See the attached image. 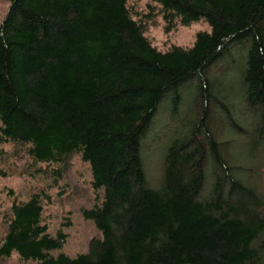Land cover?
Instances as JSON below:
<instances>
[{
  "label": "trees",
  "instance_id": "16d2710c",
  "mask_svg": "<svg viewBox=\"0 0 264 264\" xmlns=\"http://www.w3.org/2000/svg\"><path fill=\"white\" fill-rule=\"evenodd\" d=\"M149 1L169 26L205 19L210 31L198 32L190 47L162 51L128 0H11L0 23V145H22L32 161L48 165L80 153L96 194L84 216L100 236L76 256L54 254L66 234L49 232L45 195L35 192L12 202L0 260L264 264V193L235 176L240 161L227 152L233 141L213 135L221 125L215 102L235 122L209 76L224 60L231 70L234 46L246 50L238 67L244 101L258 112L263 136L264 0ZM193 81L198 113L162 149L159 174L149 180L143 144L157 110L171 97L177 115L180 92ZM260 143L247 148L252 159Z\"/></svg>",
  "mask_w": 264,
  "mask_h": 264
},
{
  "label": "rangeland",
  "instance_id": "374dc122",
  "mask_svg": "<svg viewBox=\"0 0 264 264\" xmlns=\"http://www.w3.org/2000/svg\"><path fill=\"white\" fill-rule=\"evenodd\" d=\"M10 4L11 0H0V23ZM149 5L154 7L153 11ZM128 7L133 18L142 21L148 39L162 51L172 46L190 47L198 32L210 31V25L205 19L190 25H182L176 21L169 26L157 4L149 0H128ZM232 52V58L237 62L232 64L231 70L226 69L228 63L224 60L210 68L209 76L217 80V90H222V94L233 106L231 119L235 124H230L227 113L223 114V108L218 109L215 102L211 112L221 120V125L213 128V135L219 141H233L228 142L227 152L240 161L241 169L234 172L235 176L245 185L264 193V134L259 135L257 130L260 122L258 112L247 108L244 101V84L240 74L243 67L238 68L244 62L246 50L234 46ZM180 95L182 101L177 115L172 109L171 97L161 103L144 141L143 160L149 180L151 176L159 174L162 149L171 139L186 132L188 124L198 113L200 102L196 96V81L184 86ZM253 141H262L254 159L246 154ZM0 148L5 151L0 154V169L5 173H0V239L11 213L12 202L24 201L33 193L42 192L45 195L43 220L49 232L54 235L59 231L66 234L63 248L53 253L64 252L76 256L87 251L91 239L100 236L93 220L85 219L84 216V209L93 206L96 195L91 185L90 164L76 151L68 154L62 162L48 165L32 161L22 145L9 143L0 145ZM59 169L61 176L57 175ZM208 174L210 176V172ZM0 264L35 262L24 261L13 255L11 258L1 259Z\"/></svg>",
  "mask_w": 264,
  "mask_h": 264
}]
</instances>
